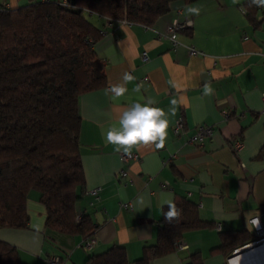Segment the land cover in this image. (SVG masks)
<instances>
[{"label":"crops","instance_id":"1","mask_svg":"<svg viewBox=\"0 0 264 264\" xmlns=\"http://www.w3.org/2000/svg\"><path fill=\"white\" fill-rule=\"evenodd\" d=\"M248 1L176 0L150 25L95 14L92 21L103 34L94 48L104 62L106 84L78 98L84 184L76 203L78 214H90L95 241L85 250L80 234L46 227L45 206L33 189L26 200L28 226L0 227V240L18 251L16 264H83L89 254L113 244L125 247L127 264H136L144 246L156 241L163 207L181 197L195 203L210 226L186 232L179 239L182 247L151 264H185L194 251L201 253L204 264H227L232 251L212 252L220 233L252 232L250 219L264 211V5L250 14L245 12ZM174 18L187 23L177 31L175 45L165 33ZM113 85L127 92L113 99ZM148 99L167 113L165 146L133 148L130 152L137 157L123 163L124 152H117L103 134L126 107ZM179 116L184 133L175 135L172 128ZM198 124L211 125L213 133L202 143L189 142ZM236 137L243 142L239 151L231 146ZM92 188H98L96 196L89 193Z\"/></svg>","mask_w":264,"mask_h":264},{"label":"trees","instance_id":"2","mask_svg":"<svg viewBox=\"0 0 264 264\" xmlns=\"http://www.w3.org/2000/svg\"><path fill=\"white\" fill-rule=\"evenodd\" d=\"M27 1L0 4V227L28 226L26 200L35 189L46 227L88 237L96 226L89 213L76 209L84 184L78 98L106 84L104 62L94 48L103 33L89 15L150 25L176 0ZM259 6L250 0L245 12ZM171 204L177 216L168 221L169 205L163 207L156 241L144 246L136 264H151L186 232L210 226L189 199ZM253 238L247 229L222 231L212 252L227 254ZM17 262L16 247L0 240V264ZM128 262L125 247L113 244L83 264ZM185 264H204L201 253L189 254Z\"/></svg>","mask_w":264,"mask_h":264},{"label":"clouds","instance_id":"3","mask_svg":"<svg viewBox=\"0 0 264 264\" xmlns=\"http://www.w3.org/2000/svg\"><path fill=\"white\" fill-rule=\"evenodd\" d=\"M252 4L264 5V0H251ZM189 12H196V9H189ZM130 77L125 74L124 80ZM140 85L134 89L140 91ZM113 99L123 97L127 89L122 85H113L109 90ZM175 104V101L172 102ZM154 99H148L145 103H132L126 107L118 117L116 124L107 128L104 132V139L114 146L117 152H130L131 149L139 146L154 145L156 149H163L169 127V120L164 109L155 107ZM174 114V108L170 109ZM177 216L175 206L169 203V210L165 213L168 221ZM258 226V223H257ZM238 259V258H237ZM231 264V262H230Z\"/></svg>","mask_w":264,"mask_h":264},{"label":"built area","instance_id":"4","mask_svg":"<svg viewBox=\"0 0 264 264\" xmlns=\"http://www.w3.org/2000/svg\"><path fill=\"white\" fill-rule=\"evenodd\" d=\"M66 0H62V3H65ZM187 25L186 21L184 20H180L178 18H174L167 26H166V35L167 37L171 40L172 44L175 45L177 43L176 40V33L179 29L184 28ZM103 33V31H102ZM160 38V36H159ZM190 51L192 53L195 52L193 47H190ZM141 58L143 60H145L147 58L146 52H142L141 53ZM184 119L182 116H179L174 123V126L172 128V131L175 135H180L184 133ZM213 133V127L209 124H198L195 126V131L193 133V135L189 138V142L192 143H202L204 141V139L210 135H212ZM232 148L234 151H239L242 147H243V142L240 138H234L232 140ZM137 155L134 152H128V153H121L120 154V160L125 163L128 162V160L132 159V158H136ZM121 173L123 175H125L127 173V171L125 169H123L121 171ZM98 192V188H92L91 190H89V193L93 196H96ZM125 206V204L123 205ZM79 218V215L77 216ZM250 222L252 224V232L254 234V238L246 243L243 244L241 246H238L236 248H234L230 254V256H228L227 258V264H230L231 259L233 257H235L242 248L248 246V245H259L264 243V211H260L259 214H257L256 216H253L250 219ZM258 223V226H257ZM217 229H220V226L217 225ZM94 236H88L85 237L82 241H81V246L87 250L90 249L93 244H94ZM175 247L180 248L182 247L181 241L177 240L174 244ZM51 261L56 262L58 261V257H51L50 258ZM232 264V263H231Z\"/></svg>","mask_w":264,"mask_h":264},{"label":"bare ground","instance_id":"5","mask_svg":"<svg viewBox=\"0 0 264 264\" xmlns=\"http://www.w3.org/2000/svg\"><path fill=\"white\" fill-rule=\"evenodd\" d=\"M238 252L231 259L232 264H264V243L248 245Z\"/></svg>","mask_w":264,"mask_h":264},{"label":"rangeland","instance_id":"6","mask_svg":"<svg viewBox=\"0 0 264 264\" xmlns=\"http://www.w3.org/2000/svg\"><path fill=\"white\" fill-rule=\"evenodd\" d=\"M21 2L22 3H28V1L27 0H21ZM23 5V4H22ZM5 6V5H4ZM5 7H8V6H5ZM96 15L95 14H91V15H89V18L91 19V20H93V18L95 17Z\"/></svg>","mask_w":264,"mask_h":264}]
</instances>
